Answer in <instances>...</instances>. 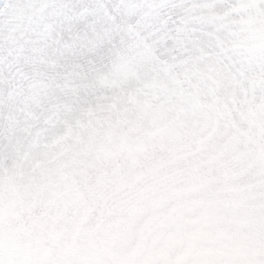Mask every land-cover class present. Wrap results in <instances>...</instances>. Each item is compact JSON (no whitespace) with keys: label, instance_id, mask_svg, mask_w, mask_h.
<instances>
[{"label":"clouds","instance_id":"1","mask_svg":"<svg viewBox=\"0 0 264 264\" xmlns=\"http://www.w3.org/2000/svg\"><path fill=\"white\" fill-rule=\"evenodd\" d=\"M236 23L264 77V0ZM50 92L0 108V264H264V88L212 49L70 67Z\"/></svg>","mask_w":264,"mask_h":264},{"label":"rangeland","instance_id":"2","mask_svg":"<svg viewBox=\"0 0 264 264\" xmlns=\"http://www.w3.org/2000/svg\"><path fill=\"white\" fill-rule=\"evenodd\" d=\"M6 2L8 10L0 11V108L7 103L22 115L37 105L50 108V88L70 67L87 71L116 55L163 73L178 54L214 49L224 74L245 81L251 95L264 88L259 61L243 54L246 26L236 23L259 0ZM252 23L259 32L260 18Z\"/></svg>","mask_w":264,"mask_h":264}]
</instances>
